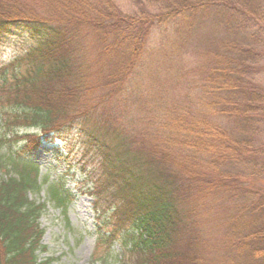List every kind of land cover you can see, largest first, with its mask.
<instances>
[{
  "label": "trees",
  "instance_id": "1",
  "mask_svg": "<svg viewBox=\"0 0 264 264\" xmlns=\"http://www.w3.org/2000/svg\"><path fill=\"white\" fill-rule=\"evenodd\" d=\"M128 1L131 13L114 0H0V48L29 44L0 63V264H45L44 203L28 194L43 191L62 216L75 194L40 178L32 156L78 121L100 160L88 193L106 232L93 262L127 250L124 264H264V0ZM164 42L197 61L155 111L132 80ZM134 104L145 107L134 131L103 121Z\"/></svg>",
  "mask_w": 264,
  "mask_h": 264
},
{
  "label": "rangeland",
  "instance_id": "2",
  "mask_svg": "<svg viewBox=\"0 0 264 264\" xmlns=\"http://www.w3.org/2000/svg\"><path fill=\"white\" fill-rule=\"evenodd\" d=\"M120 8L131 13L136 9L133 2L128 0H114ZM208 26L193 34V40L196 45H200L202 38L209 32ZM165 33L154 32L149 44V53L156 47L163 46L160 37ZM202 37V38H201ZM28 41L23 37L14 36L8 39L0 48V63L19 54L26 46ZM165 47L160 51L149 54L144 62L145 72L135 75L132 83L134 89L140 92L138 99L141 104L156 105L155 111L160 106V101L164 97L167 88L174 86L178 81L176 74L180 66L185 67V71L190 72L193 66H196L195 55L192 53L177 59V48L182 45H171L164 42ZM192 75L193 72H192ZM264 79V76H260ZM141 84H137V83ZM264 82V80H263ZM169 98V96H168ZM134 104L129 107H118L111 109L105 115L109 117L103 119L111 123L118 129L130 131L135 129L133 123L134 114L139 115V106ZM145 108V107H144ZM142 114V113H141ZM95 122L87 120L90 123L101 125L102 116H98ZM107 122V123H108ZM81 122H75L71 126H65L59 133L43 140L42 148L32 156V160L39 166L40 178H62L66 185L75 194L74 201L70 204L66 216H62L58 209L53 208L48 202L43 191L39 194L29 193L28 197L35 203H44V209L38 219L39 227L42 229L40 240L41 248L36 252L37 262L45 264H101L93 262L91 252L98 234L106 232L104 228L97 223L96 214L92 208L93 197L88 190L93 186L97 176L100 173V160L95 151L87 143L80 133ZM105 127L106 125L103 124ZM29 131H37L29 129ZM20 131L19 133H21ZM264 186V183L262 184ZM118 252V249L115 251ZM112 254V260L114 256ZM120 259L116 255V261L113 264H124V262H135L136 255L125 250Z\"/></svg>",
  "mask_w": 264,
  "mask_h": 264
}]
</instances>
